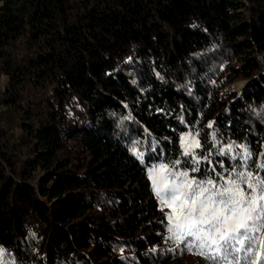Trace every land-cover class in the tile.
<instances>
[{
    "label": "trees",
    "instance_id": "obj_1",
    "mask_svg": "<svg viewBox=\"0 0 264 264\" xmlns=\"http://www.w3.org/2000/svg\"><path fill=\"white\" fill-rule=\"evenodd\" d=\"M0 73V264H264L169 239L148 176L264 177V0H0Z\"/></svg>",
    "mask_w": 264,
    "mask_h": 264
},
{
    "label": "snow or ice",
    "instance_id": "obj_2",
    "mask_svg": "<svg viewBox=\"0 0 264 264\" xmlns=\"http://www.w3.org/2000/svg\"><path fill=\"white\" fill-rule=\"evenodd\" d=\"M182 145L185 156L193 155L201 146L195 137H184ZM244 157L251 158L246 149ZM150 179L161 203L172 210L167 216L172 238L186 243L189 250L196 249L198 254L217 261L242 250L251 255L256 244L264 249V239L255 235L264 232V177L245 170L235 178L220 176L222 184L212 178L197 181L189 178L187 171L173 173L161 164L152 169ZM249 264H259V260Z\"/></svg>",
    "mask_w": 264,
    "mask_h": 264
},
{
    "label": "rangeland",
    "instance_id": "obj_3",
    "mask_svg": "<svg viewBox=\"0 0 264 264\" xmlns=\"http://www.w3.org/2000/svg\"><path fill=\"white\" fill-rule=\"evenodd\" d=\"M7 82H8V77L6 75L0 73V93H3L5 91V88L7 86ZM248 83H249V81L237 80V81L232 83L231 87H229L230 88L229 92L230 93H239L248 85ZM158 167H159V165H157L156 167H153V168H158ZM153 168H150L148 170V176H149V180L151 182L153 191L155 193V190H154V187H153V184H152V180L150 179V173H151ZM160 175H167V174L166 173H160ZM169 179H171V178H169ZM158 201L160 203L161 209L163 210V212L165 213L166 218H167V216L172 211L171 208L163 205L159 198H158ZM167 221H168V219H167ZM168 223H169V228H170V226H171L170 222L168 221ZM168 238L175 240L174 238H172V233L171 232H168ZM176 242H178V244L181 243V242H179L177 240H176ZM173 243H175V242H173ZM174 246H171L170 245V241H168L167 243H164V246H162L163 248L161 250H162L163 253H164L163 249H165V250L169 249L171 251L172 249H174ZM168 264H208V263H206L201 258H198L196 256H192L191 254H187L185 251L179 250L178 251V255L173 259V263L170 262Z\"/></svg>",
    "mask_w": 264,
    "mask_h": 264
}]
</instances>
